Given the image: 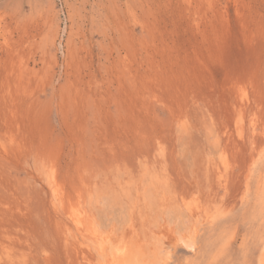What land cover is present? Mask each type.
<instances>
[{"label": "rangeland", "instance_id": "374dc122", "mask_svg": "<svg viewBox=\"0 0 264 264\" xmlns=\"http://www.w3.org/2000/svg\"><path fill=\"white\" fill-rule=\"evenodd\" d=\"M116 245L261 264L264 0H0V264Z\"/></svg>", "mask_w": 264, "mask_h": 264}, {"label": "bare ground", "instance_id": "6f19581e", "mask_svg": "<svg viewBox=\"0 0 264 264\" xmlns=\"http://www.w3.org/2000/svg\"><path fill=\"white\" fill-rule=\"evenodd\" d=\"M75 213L76 214L73 213L74 214V216H73L74 219L73 220L74 221L76 220L75 222L80 224V221H81L80 215L77 212H75ZM179 241L186 248H188L190 246V243L185 241V240H181L180 239ZM104 245H103V247H104ZM107 249H109V247ZM109 252H110L109 253V257L106 259L104 264H159L158 261L147 262L144 258H142V257L140 258V256H138L137 253H133L131 255H127L126 256V255H124L125 254V247H122V246H119V245H116L113 248H110ZM262 258L263 259H261V264H264V257H262Z\"/></svg>", "mask_w": 264, "mask_h": 264}]
</instances>
